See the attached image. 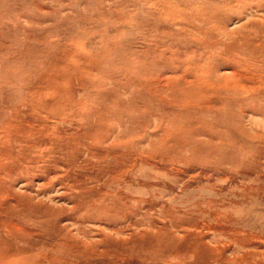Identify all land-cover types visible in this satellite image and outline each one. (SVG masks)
I'll list each match as a JSON object with an SVG mask.
<instances>
[{
    "label": "bare ground",
    "instance_id": "1",
    "mask_svg": "<svg viewBox=\"0 0 264 264\" xmlns=\"http://www.w3.org/2000/svg\"><path fill=\"white\" fill-rule=\"evenodd\" d=\"M120 2L136 8L141 5L147 8L141 17V23L133 19L134 13H131L130 19L133 20L131 23L150 26L145 28L153 29V32H149L150 37L145 38L147 43L132 52L135 63L133 75L136 78H132L126 84V88L130 89L140 86V89L144 90L140 97L153 96L162 116V125L157 127V131L149 133L143 131V134L137 136L141 143L164 150L163 153L172 158L170 164H175L171 168H179L176 165L182 164L183 160L174 158V155L184 157L183 159L190 158L195 152H199L197 146L201 145L205 136L217 140L218 143L209 144L208 151L218 154H223L224 149L219 144L234 142L238 135L239 141L248 140L247 135H253L255 139L264 138V69L262 67L264 16L260 15L264 12V0H115L116 8L108 12H117V14L121 12L118 7ZM40 7L44 8V4ZM234 21L239 23L231 26ZM26 29L28 28L25 27L24 30ZM42 33L41 38L44 36ZM113 36L118 38L114 34ZM70 37L71 33L68 39ZM53 44L54 42L51 46L55 48L58 46L59 51L51 59L43 55L44 51H41L43 54H39L41 49L37 52L33 51L36 56L41 57L34 60L35 65L39 64L36 67L37 71L39 69L40 74L47 75V65L53 69L62 66L67 74L69 66L64 68L67 65L63 59H70L73 56L74 53L69 51L71 46L65 44L67 46L65 48L57 44V41ZM18 66L22 68L21 70L25 68L24 63L23 67ZM18 66L15 65L16 69ZM171 66L174 69H170ZM27 69V72L33 73L35 68L29 66ZM77 70L82 72L85 68L81 67ZM24 77L26 78V75ZM53 81L54 79L51 81V86H59L62 82H58L57 85L53 84ZM25 82L22 81V84ZM24 86L28 89L25 91L27 94L21 97L20 109L16 108L10 118L13 127L10 129L9 140L13 142V147L3 151L5 158L9 159L4 165L7 171L6 177L23 179L21 185L27 188H31L33 181L38 179L40 188L32 190L43 191L48 197L59 195L53 192L60 183L59 188L65 190L64 194L71 192L72 199L70 196L68 198L71 201H66L72 204L73 200L72 208L75 211L84 210L82 216L74 213L73 217H68L69 222L62 225L55 224L51 213L46 211L44 219L37 215L34 219L35 228L27 233L17 232L10 226L9 217L0 216V264H22L12 261L11 257L26 259L28 263L30 259V264H70L71 260L75 261L73 264H103L93 258L90 260L91 254L98 253L97 248L101 249L103 246L100 245L110 244V240L111 243L127 241L123 236L125 231H122L120 238H114L104 234V230H100L97 233L99 237L92 238L90 230L93 226L86 223L91 220L99 221L100 216H92L90 210L103 215L106 214L104 212L116 211L120 205L131 206L138 200L161 196H164L163 202L171 201L172 206L168 208L167 216L173 225L171 230H165L155 236L156 250H164L167 254L164 260L174 262L177 259L178 261L175 262L182 264H235L249 258L250 261L256 260V254H249L251 253L249 251L236 257L227 256L225 250L231 247L230 243L208 245L198 236L194 230L198 228L191 225L192 221L186 222L188 218L183 213V209L196 206L199 194L184 196L185 190L179 183L182 180L179 175L137 165L135 169L138 170L139 187H132V192H135L136 196L113 200L96 195L93 199H87L82 188L88 190L87 185L93 182L92 185L96 187L99 182H95L93 178L86 180L87 176L83 177V182H77L70 173H61L60 166L70 165L73 160L79 159L82 160L83 169H88L87 161L96 160L91 153L95 154L93 150L101 147L102 144L109 145L113 150L112 153L121 159L133 157L130 156L133 151H129L126 146H120L124 145L122 139L125 134L133 132L134 124L130 123L132 119L129 123H124L123 127L117 126L113 115L107 110L88 112L75 109V107L82 108L81 103L66 91L62 93L60 99L54 96L52 100L51 98L38 100L34 95L36 92H33L36 89L30 84L27 85V82ZM136 106L138 107L137 103L135 110ZM163 118H170V123L164 124ZM75 122L87 124L81 123L83 126L81 129L74 126ZM218 122H223V125ZM252 128L263 130L251 132ZM188 150L191 152L187 153ZM105 168L114 175L120 166ZM71 169L66 168L64 172H69ZM101 171L103 172V168ZM169 177L174 179L171 181L176 184L171 188H165ZM143 178H150L154 183L144 182ZM210 181L209 179V183ZM178 186L181 187L178 191L181 194L175 192ZM4 191L5 188L0 182V209L6 214H13L21 220L24 216L34 213L21 212L11 207L10 202L3 199ZM202 198L206 199V196L203 195ZM221 199L222 195L219 192L217 198L211 199L207 206H212ZM12 226L15 227L14 224ZM109 229L118 232L122 227L113 222V226ZM218 234L232 237L227 233ZM241 243V241L236 243L233 248L235 252L243 246ZM117 248L120 251L123 249L121 246Z\"/></svg>",
    "mask_w": 264,
    "mask_h": 264
},
{
    "label": "rangeland",
    "instance_id": "2",
    "mask_svg": "<svg viewBox=\"0 0 264 264\" xmlns=\"http://www.w3.org/2000/svg\"><path fill=\"white\" fill-rule=\"evenodd\" d=\"M42 4H44V8L40 7ZM118 7L122 13L108 12L116 8L115 0H0V62H2L0 64V182L6 191L3 192V199L9 201L11 207L21 212H34L32 215H26L18 220L15 215L6 214L4 210L0 209V216L9 217L10 226L17 232L27 233L35 228L34 219L37 215L44 219L46 211L51 213L55 224L62 225L69 222L70 218L68 217H73L74 213L82 216L84 210L75 211L72 208L73 200L72 204L66 201H71L68 199L69 196L72 199L71 192L64 194L65 190L59 188L60 183L56 185V190L53 192L59 195L48 197L43 191L34 192L32 190L40 188L38 179L33 181L31 188H27L21 185L23 179L15 180L6 177L7 171H5L4 165L9 162V159L5 158L3 151L13 147V142L9 140L10 129L13 127L10 118L15 109L21 105V97L27 94L25 91L28 89L24 86L27 82V85L30 84L36 89L33 92H36L34 95L38 100L46 98L52 100L54 96L60 99L62 93L66 91L81 103L82 108L75 107V109L88 112L107 110L113 115L117 126L121 125V127L132 119L130 123L134 124L133 132L125 134L122 139L124 145L120 146H126L129 151H133L130 154L133 157L126 160L121 159L112 153L113 150L109 148V145L102 144L101 147L93 150L95 154L91 153V156H94L96 160L95 162L87 161L88 169H83L82 160L79 159L73 160L70 165L62 164L60 166L61 173H70L77 182H83V177L86 176V180L93 178L95 182H99L96 187L92 185L93 182L87 185L88 190L82 188L87 199H93L96 195L113 200H122L125 196L128 198L131 195L136 196L137 194L132 192V187H139L138 170L135 169L137 165L179 175L182 179L179 183L185 190L184 196L199 194L196 206L183 209V213L188 218L186 222L192 221L191 225L198 228H193L198 236L208 245L230 243L231 247H227L225 250L227 256H240L245 251L251 252L249 254H256L255 261H250L249 258L235 264H264V138L255 139V136L247 135L248 140L239 141L238 135L234 142L226 145L219 144L224 149L223 154H218L208 151L209 144L218 143L217 140L214 137L210 139L205 136L201 145L197 146L199 152H195L190 158L183 159L184 157L180 158L174 155V158L183 160L182 164L176 165L179 168H171L175 164H170L172 158L163 153L164 150L161 151L154 145L148 146L141 143L137 136L144 132L157 131V127L162 125V116H160L159 105L153 96L140 97L144 91L140 89V86L130 89L126 88V84L132 78H136L133 75L135 74V67H133L135 63L132 52L147 43L145 38L150 37L149 32H153V29L145 28L150 26L144 27L131 23L133 21L130 19L131 13H134L133 19L141 23V17L147 8H143L142 5L136 8L121 2ZM260 15L264 16V12H261ZM108 19H112L113 23L111 24ZM235 21L231 23V26L239 23ZM105 26H108L107 29ZM25 27L28 29L24 30ZM48 31H51L49 32L51 35ZM41 33L44 35L43 38H41ZM70 33L71 40L68 39ZM37 37L39 38L36 39ZM56 41L57 44L65 46V48L71 46L69 51L78 56L73 54L72 62L69 61L71 58L63 59L67 65L64 68L69 66L67 74L62 66L53 69L47 65V75H42L40 74L41 70L37 71L36 68L39 64L35 65L34 61L38 55L36 56L33 51L37 52L41 49L39 54H43L41 51H44L43 55L48 56L47 59H51L59 51L58 46L57 48L51 46L52 42L56 44ZM33 45L36 48L39 46L41 48L37 50L35 47L33 48ZM38 59L41 57L39 56ZM16 61L17 64H15ZM7 62H9L8 65ZM23 63L26 69L21 70L22 68L18 65L23 67ZM27 64L30 68L31 66L35 68L33 73L27 72L29 67ZM15 65L18 66L17 69ZM81 67L85 68L82 72L77 70ZM262 67L264 69V62ZM169 68L174 69L173 66ZM11 69L13 70L11 71ZM18 69L20 71H17ZM23 74L26 75V78ZM53 79V84L58 85V82L62 81L61 85L51 86ZM73 79L75 80L73 81ZM22 81L26 82L22 84ZM135 103L138 104L136 110ZM85 107L87 110L84 109ZM163 120L164 124L170 123V118H163ZM7 122L9 123L7 124ZM51 122L50 120L49 123ZM81 123L87 124L75 122L74 126L82 129ZM218 123L223 125V122ZM247 126L251 128L249 125ZM255 130L260 132L263 129L252 128L251 132ZM134 142L135 144H133ZM189 152L191 150L187 151V153ZM120 160H122L121 163ZM107 166L113 168L120 166V168L112 175L109 169L105 168ZM66 168L72 169L69 172H64ZM101 168H103V172ZM143 180L154 183L150 178H143ZM171 180L174 179L169 177L165 188H171L176 184ZM24 189L31 190V192ZM179 189H181L180 186L175 189L176 194H181L178 192ZM187 189L188 191H186ZM219 192L222 199L212 206H207L211 199L217 198ZM203 195L206 196V199L202 198ZM163 197L145 198L136 201L131 206L120 205L116 211L104 212L106 214L103 215L90 210L92 216H100L99 221L91 220L86 223L93 226L90 230L92 238H98L97 233L100 230H104V234L114 238H120L122 231H125L123 236L127 240L113 243L110 240V244L100 245L103 247L97 248L98 253L91 254L90 260L93 258L103 264H182L175 262L178 261L177 259L175 261L172 259L174 262L164 260V257L167 256L166 252L164 250L157 251L154 246L156 235L173 228L167 216V210L172 204L170 200L163 202ZM115 218L117 221L114 220ZM113 222L118 223L122 230L118 232L110 230ZM69 227L73 228L72 225ZM218 233H227L232 237L229 238ZM152 237L153 239H151ZM238 241H241L243 246L235 252L233 248L238 244ZM120 246L123 247L121 251L117 248ZM11 259L16 263L30 264V259L29 263L26 259L12 257ZM73 263L75 261L71 260L70 264Z\"/></svg>",
    "mask_w": 264,
    "mask_h": 264
}]
</instances>
